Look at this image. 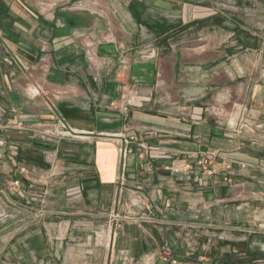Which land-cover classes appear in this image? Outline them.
I'll list each match as a JSON object with an SVG mask.
<instances>
[{"label":"crops","instance_id":"1","mask_svg":"<svg viewBox=\"0 0 264 264\" xmlns=\"http://www.w3.org/2000/svg\"><path fill=\"white\" fill-rule=\"evenodd\" d=\"M165 1L0 0V264L261 260L264 0Z\"/></svg>","mask_w":264,"mask_h":264},{"label":"built area","instance_id":"2","mask_svg":"<svg viewBox=\"0 0 264 264\" xmlns=\"http://www.w3.org/2000/svg\"><path fill=\"white\" fill-rule=\"evenodd\" d=\"M10 124H11V122H9L8 125H5V124L3 123L2 118L0 117V128H2L3 130H5V129L8 128V126H9ZM17 125H18V126H21L22 124H21V123H18ZM199 164L202 166V168H203L204 171L208 172L209 174H213V170L209 168V161H208V159L202 160L201 162H199ZM190 169H191V166H190V165H186V166L184 167L183 170H184V171H189ZM24 171H25V170H24ZM180 171H181V170L178 169V168L174 169V172H175V173H179ZM14 185H15V186H20V185H21V181H20V180H16V181L14 182ZM164 260H165V261H168V258H165Z\"/></svg>","mask_w":264,"mask_h":264},{"label":"water","instance_id":"3","mask_svg":"<svg viewBox=\"0 0 264 264\" xmlns=\"http://www.w3.org/2000/svg\"><path fill=\"white\" fill-rule=\"evenodd\" d=\"M151 4L154 7L164 9V10H173L175 8V4L165 1V0H151Z\"/></svg>","mask_w":264,"mask_h":264},{"label":"rangeland","instance_id":"4","mask_svg":"<svg viewBox=\"0 0 264 264\" xmlns=\"http://www.w3.org/2000/svg\"><path fill=\"white\" fill-rule=\"evenodd\" d=\"M203 3H205L204 1L202 2V4ZM202 6H204V5H202ZM36 93H37V91H35ZM1 117V116H0ZM2 118V120H3V123L5 124V125H8V123L10 122V121H5L4 120V118L3 117H1ZM6 122V123H5ZM11 125H13V123H11L9 126H11ZM0 130H2V128H0ZM206 159V158H205ZM205 159H201L200 160V162L202 161V160H205ZM210 165V164H209ZM201 166V165H200ZM202 167V166H201ZM231 212L234 214V211H233V209L231 210ZM264 254V253H263ZM255 264H264V255L262 256V258H261V260H259L258 262H256Z\"/></svg>","mask_w":264,"mask_h":264}]
</instances>
